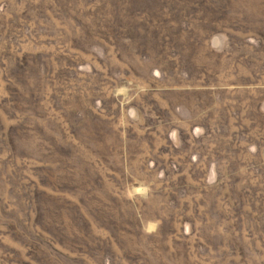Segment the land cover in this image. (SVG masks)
Instances as JSON below:
<instances>
[{
    "label": "rangeland",
    "instance_id": "1",
    "mask_svg": "<svg viewBox=\"0 0 264 264\" xmlns=\"http://www.w3.org/2000/svg\"><path fill=\"white\" fill-rule=\"evenodd\" d=\"M0 264H264V0H0Z\"/></svg>",
    "mask_w": 264,
    "mask_h": 264
}]
</instances>
